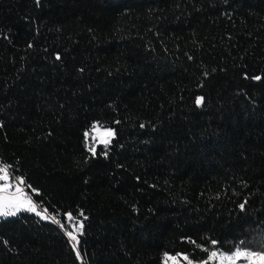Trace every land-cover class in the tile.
<instances>
[{
    "label": "trees",
    "instance_id": "1",
    "mask_svg": "<svg viewBox=\"0 0 264 264\" xmlns=\"http://www.w3.org/2000/svg\"><path fill=\"white\" fill-rule=\"evenodd\" d=\"M5 167L0 264L264 252V0H0Z\"/></svg>",
    "mask_w": 264,
    "mask_h": 264
},
{
    "label": "snow or ice",
    "instance_id": "2",
    "mask_svg": "<svg viewBox=\"0 0 264 264\" xmlns=\"http://www.w3.org/2000/svg\"><path fill=\"white\" fill-rule=\"evenodd\" d=\"M37 3H39V0H37ZM254 79L259 80L260 77H254ZM204 98L198 97L196 98L195 103L200 105L203 103ZM106 137L108 139H104L102 142L105 144L110 143V138L114 136V132L111 130L107 131L105 133ZM94 152V149H90ZM8 178V172L7 168H0V180L7 181ZM20 183H23L21 180ZM12 185L5 183L3 185H0V217H15L18 213L22 211L26 212H32L35 213L37 216H41L42 219L48 220L49 217L46 214H43L39 211H37L36 206L32 203L31 198L27 197L23 190L20 187L16 188L15 193L9 192V188H11ZM241 208L244 207L243 204L240 206ZM47 210H45L46 213ZM81 215H83L81 213ZM71 218V217H70ZM86 218V217H85ZM54 220V218H53ZM55 222V221H54ZM83 229V222L80 223L79 228L77 229V232H80L82 234ZM68 236L72 239L73 247H77L79 244L78 236L74 234L73 232H69ZM4 243H7L6 241ZM77 256L80 255L79 252L76 253ZM212 258H219L220 264H236V261L240 258H245L248 260L249 264H264V252H241L237 251L234 255L228 256V255H219L216 252H212L211 254ZM167 260H171L173 258L166 257ZM186 261H188L187 257H184ZM188 264H191V261H188Z\"/></svg>",
    "mask_w": 264,
    "mask_h": 264
},
{
    "label": "rangeland",
    "instance_id": "3",
    "mask_svg": "<svg viewBox=\"0 0 264 264\" xmlns=\"http://www.w3.org/2000/svg\"><path fill=\"white\" fill-rule=\"evenodd\" d=\"M109 130H111L112 132H113V129H112V127L111 128H105V127H102L101 125H99V124H97V126L94 128V129H92V131H87L86 132V135H87V145L89 146V148H91V149H94V146H96V145H98L99 143H103L102 141L104 140V139H108V137H106V135H105V133L107 132V131H109ZM113 137V136H112ZM112 137L110 138V141H111V139H112ZM8 172V177H10L9 176V171H7ZM16 180H18V182L20 181L19 179H16ZM4 182H5V180L2 182L3 184H4ZM3 184H1L0 183V185H3ZM18 186H16V188H17ZM16 188H14L15 190H16ZM20 188L23 190V193L25 194V193H27L26 192V190L23 188V186H20ZM12 193H15V191H13ZM26 195V194H25ZM27 197H29L28 195H26ZM29 198H31V201H32V203L36 206V209H37V211H39V212H41V213H43V214H45V211L44 210H42L41 208H40V206H38L37 204H36V201H35V199L31 196V197H29ZM40 209V210H39ZM23 212V211H22ZM78 225H77V223H76V229H78V227H77ZM237 251H241V252H251V251H248V250H245L244 248L243 249H240V250H235L234 252H232V253H230V252H226V253H218L219 255H228V256H231V255H234ZM167 257H171V258H173V259H171V260H167L166 259V263L167 264H188V261H191V260H189V258L187 257V256H184V255H175V254H171V255H168ZM184 257H187L188 258V261H186L185 259H184ZM191 264H220V260H219V258L217 257V258H212V257H210V259L206 262V261H202V262H199V263H195V262H192L191 261ZM236 264H249V262H248V260H246L245 258H240V259H238L237 261H236Z\"/></svg>",
    "mask_w": 264,
    "mask_h": 264
},
{
    "label": "built area",
    "instance_id": "4",
    "mask_svg": "<svg viewBox=\"0 0 264 264\" xmlns=\"http://www.w3.org/2000/svg\"><path fill=\"white\" fill-rule=\"evenodd\" d=\"M70 217H71V216L68 215V218H69V219H71ZM57 223L59 224V221H57ZM80 223H81V222H77V225H78L77 227H78V228H79ZM73 243H74V242H73Z\"/></svg>",
    "mask_w": 264,
    "mask_h": 264
},
{
    "label": "bare ground",
    "instance_id": "5",
    "mask_svg": "<svg viewBox=\"0 0 264 264\" xmlns=\"http://www.w3.org/2000/svg\"><path fill=\"white\" fill-rule=\"evenodd\" d=\"M37 190H35V192H36Z\"/></svg>",
    "mask_w": 264,
    "mask_h": 264
}]
</instances>
